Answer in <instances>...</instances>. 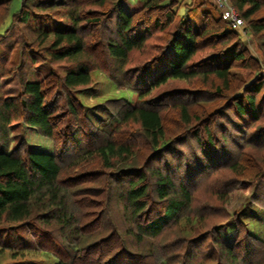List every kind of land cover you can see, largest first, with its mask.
I'll use <instances>...</instances> for the list:
<instances>
[{"label": "trees", "instance_id": "obj_1", "mask_svg": "<svg viewBox=\"0 0 264 264\" xmlns=\"http://www.w3.org/2000/svg\"><path fill=\"white\" fill-rule=\"evenodd\" d=\"M122 1L21 0L12 12L15 0H0V49L13 40L21 59L8 70L0 60V79L15 71L21 80L11 97L0 81V254L17 258L4 264H27L32 254L56 264H116L119 254L132 261L126 264H264V238L225 209L239 186L256 187L245 207L253 212L264 198V160L254 155L264 153V58L208 0H147L120 13ZM230 2L264 57V0ZM194 6L197 27L186 15ZM26 61L35 71L65 63L63 76L53 66L57 72L30 79ZM97 73L119 90L138 91L137 101L85 102ZM172 79L203 87L151 94ZM175 109L176 124L185 126L172 135L167 117ZM20 121L53 151L13 145L11 127ZM223 170L225 179H213ZM201 191L215 204L195 207ZM215 214L194 235L171 236L181 220ZM232 218L229 244L220 228Z\"/></svg>", "mask_w": 264, "mask_h": 264}, {"label": "rangeland", "instance_id": "obj_2", "mask_svg": "<svg viewBox=\"0 0 264 264\" xmlns=\"http://www.w3.org/2000/svg\"><path fill=\"white\" fill-rule=\"evenodd\" d=\"M20 1L21 0H15L14 5L12 7V12L16 11L20 7ZM147 0H123L121 3L118 4L116 7L118 12H122L123 10L126 12H131L135 9L140 8ZM191 2L192 0H186V2ZM199 1V0H198ZM212 2L214 5H218V0H208ZM230 5L234 7L230 0L227 2V6ZM219 6V5H218ZM235 8V7H234ZM236 9V8H235ZM200 10V8L197 6H194L192 11L190 13H187L186 15L190 16L193 21H195V27L199 26L201 24V21L199 20V16L197 15V12ZM181 13H184V9H180ZM236 12L238 13V10L236 9ZM243 26L246 28V24L244 23ZM242 26V27H243ZM242 27H237L243 33L244 41L247 43L248 47L250 48L251 52L255 55L261 56L263 60V55L259 48L257 47V43L255 42L254 38L246 31V29ZM26 36H28V31H25ZM36 35L32 36V39H36ZM13 40H7L3 44H1V49H0V60L6 62V69H11V68H16L21 59H20V52L18 49H13ZM148 46V44H147ZM100 48V47H99ZM97 54L100 53L99 50H95ZM9 56V58H8ZM4 57V58H3ZM28 61V60H27ZM24 65V71L26 74L29 75L30 79H35L41 78L43 79L47 75H49L51 72L55 71L57 72L56 69L59 71V75L63 76V70L62 67L65 66L63 64L65 63H52V65L48 66L47 68H43V70L39 71L34 70V68L30 65L27 64ZM47 61L51 62L50 59ZM1 64V63H0ZM3 64V63H2ZM53 66L56 68L54 69ZM233 73V71H231ZM239 74L240 71H237ZM10 76L7 77H2L0 79L2 87L4 88L5 96L6 97H11V96H16L19 95L21 92V80L20 76L17 74V72L12 71L10 73ZM31 74V75H30ZM234 75V74H233ZM239 76V75H238ZM237 76V77H238ZM203 81V80H202ZM201 82V81H200ZM206 86V85H205ZM187 87H192V88H202V85H195L193 82H189L183 79H172L170 80L167 84H163L157 88L152 89L151 94H156L159 96L161 92L163 91H169L172 89L174 90H184V88ZM206 87L212 88L210 84H208ZM183 94H186L187 96H192L191 93L185 91L182 92ZM195 95V94H194ZM114 96H124L127 99H129L132 103H135L138 99V91L132 90V89H123L119 90V88L114 85L110 79L107 78L106 75L104 74H95L94 75V83L93 87L90 88L87 91H84L82 94L83 100L87 102L90 105H100L102 104L106 99L108 98H113ZM203 99L207 100V96L203 95L200 96ZM215 103L210 102L206 103L208 107L207 110H211V108L216 105V103H219L217 100H214ZM221 102V101H220ZM203 104L197 105L194 108V111L196 108H202L204 106ZM177 109L174 111L168 113L167 117V131H171L172 135H176L180 130H183L185 123L184 124H176V121L179 118H176L177 114ZM192 125V124H191ZM129 128H134V129H139V125L137 124H130L128 126ZM222 130V129H220ZM203 137L205 139V142L207 141V134L203 131L202 132ZM11 136L13 139V145H18L21 143V141L26 142L29 144V146L36 151H43V152H52L53 151V144L51 141H49L47 138L43 137L36 129L31 128L26 126L25 124L22 123V121L14 124L13 127H11ZM169 137V136H168ZM192 140V138H190ZM190 140V141H191ZM192 140V144H193ZM217 143L219 144L220 147V141L216 139ZM191 146V145H190ZM192 149V148H191ZM251 153L247 156L251 159L252 164H257V160H261V162L264 160V153L262 155H258L255 153L254 155L259 159L255 160L253 157H251ZM91 167V165H90ZM225 171H221L220 173H217L213 176V179H225L226 174L224 173ZM212 179V180H213ZM256 187H253L252 185H248L246 188L245 187H237L233 189L230 193H228V197L225 201V209L227 212L230 214H237L241 218L245 219L249 225V228L251 229L252 232H254L257 236L264 238V198L263 201H260L258 206L253 205L255 208H245L247 206L248 198L251 197V195L256 192ZM262 197L259 198L261 200ZM214 197L211 196L209 192L201 191L198 192L196 197L194 198V203L193 205L195 207L198 206H205V205H214L215 202L213 201ZM165 208V204L162 206H157L153 208L152 210V217L157 218L161 215L163 209ZM245 208V209H244ZM90 211L93 212V215L96 214V216L93 217H98V209L92 208ZM223 215H227L226 212H224ZM217 217V214L208 216L207 219L202 220V219H197L194 218L193 216L190 217V219H183L179 222V224L175 227V231L171 232V236L177 235V232H183L182 229H186L187 233L186 236H191L194 235L196 232L203 230L206 227H209L212 222L215 221ZM194 219V220H193ZM187 224V227H186ZM220 233L223 236L224 240L228 242L229 244L232 243L236 231H235V220L232 218L229 220L226 224L222 225L220 228ZM107 246V245H105ZM104 247V246H103ZM13 251H7L4 254H0V264H4L6 262H10V260L17 259L14 256H12ZM33 257H29L27 259V264H56L58 260L54 257H44L43 255H35L32 254ZM93 254H90L89 257L92 259ZM44 258V259H43ZM117 262L116 264H126L127 262H130L131 260L126 258L125 255L119 254L118 256L115 257ZM90 261V260H88ZM132 262V261H131Z\"/></svg>", "mask_w": 264, "mask_h": 264}, {"label": "built area", "instance_id": "obj_3", "mask_svg": "<svg viewBox=\"0 0 264 264\" xmlns=\"http://www.w3.org/2000/svg\"><path fill=\"white\" fill-rule=\"evenodd\" d=\"M229 0H218V7L223 12V17L230 21L235 27H242L244 20L240 17L239 13L236 12V9L230 5L227 6Z\"/></svg>", "mask_w": 264, "mask_h": 264}]
</instances>
